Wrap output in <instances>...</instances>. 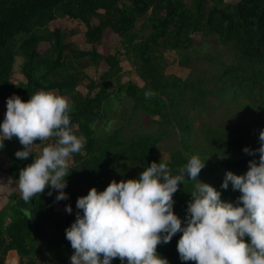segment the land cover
Wrapping results in <instances>:
<instances>
[{
    "label": "trees",
    "instance_id": "obj_1",
    "mask_svg": "<svg viewBox=\"0 0 264 264\" xmlns=\"http://www.w3.org/2000/svg\"><path fill=\"white\" fill-rule=\"evenodd\" d=\"M61 18L85 25L83 39L89 50L76 48L68 33L49 29L51 22ZM109 32L119 38L122 55L143 85L122 81L119 54L98 51ZM193 35L201 37L198 46ZM42 43L47 47L41 50ZM188 50L195 52L203 68L190 70L185 79L165 75L163 52L174 51L179 66L190 69ZM17 57L22 59L25 80L14 83L11 77ZM85 58L89 67L102 69L97 82L80 67ZM41 89L67 97L71 126L85 141L84 149L70 157L66 200L55 199L59 190L48 195V188L30 202L15 193L8 196L0 210V264L9 251L16 252L19 264H45L38 259L41 255L65 264L73 252L65 229L76 219V212L82 211L76 207L77 197L93 186L103 190L113 179L137 177L152 161L159 162L160 143L176 130L177 138L171 137L175 147L167 161L173 174L193 154H199L207 161L197 179L220 190L223 200L235 201L239 190L231 185L220 188L225 171L246 172L253 156L243 148H258L259 133L264 130V0H0V103L6 105V98L14 93L27 101ZM147 90L154 95L145 96ZM121 104L131 110L125 127L107 130L114 121L110 114L117 113L113 105ZM219 108L225 109L234 125L203 122L202 136L196 135V118ZM140 113L158 118L153 121L156 131L142 132L146 127L139 124L134 133L126 135L125 129ZM13 141L19 140L13 137ZM54 142L55 138H49L42 147ZM15 152H7L5 169L0 160V172L11 181L18 180L20 169L34 157L21 160ZM195 186L196 181L186 180L174 193V211L182 218ZM55 202H68L72 213L66 211L62 216ZM25 208L32 217L24 214ZM181 234L159 244L157 251L170 264H196L180 259L177 242ZM112 264H121L120 258H113Z\"/></svg>",
    "mask_w": 264,
    "mask_h": 264
},
{
    "label": "clouds",
    "instance_id": "obj_2",
    "mask_svg": "<svg viewBox=\"0 0 264 264\" xmlns=\"http://www.w3.org/2000/svg\"><path fill=\"white\" fill-rule=\"evenodd\" d=\"M152 95V90L145 92L147 97ZM70 111L67 97L51 90L36 91L27 101L15 93L6 98L0 144L18 138L24 147L15 156L23 160L33 154L37 138L40 143L55 138L20 169L18 187L26 202L46 188L48 195L59 190L57 201L68 198L64 189L70 157L85 144L73 131ZM259 145L243 148L253 156L246 172L225 171L220 188L231 185L239 190L235 201L223 200L220 190L197 179L207 161L199 154H193L176 174L160 159L135 178L113 179L100 191L91 187L77 197L76 207L82 211L76 212V219L65 229L73 249L70 264H112L116 257L121 264H170L157 246L170 242L178 232L182 233L177 242L182 261L264 264V130L259 133ZM186 180L196 181V186L182 218L174 211V193ZM65 210L72 213L71 204ZM23 211L32 217L30 209Z\"/></svg>",
    "mask_w": 264,
    "mask_h": 264
},
{
    "label": "rangeland",
    "instance_id": "obj_3",
    "mask_svg": "<svg viewBox=\"0 0 264 264\" xmlns=\"http://www.w3.org/2000/svg\"><path fill=\"white\" fill-rule=\"evenodd\" d=\"M226 3H229L231 0H225ZM142 20H139L136 23V28L139 29L140 24ZM92 23H96V20L92 21ZM60 29L63 33H68L71 36V41L73 42V45L78 48V49H85L89 50L90 46L86 45L83 39V33L85 32L86 28L85 25L80 23L79 21H74L68 18H61L56 21H53L49 24V29ZM145 33V32H143ZM193 41L196 46L201 41V37L198 35H193ZM212 42V40L210 39ZM47 47L46 43H42L40 45V49H45ZM193 48H198V47H193ZM104 50V52H103ZM108 50L111 54H119V62L121 66V76H122V81L125 83L128 80L131 82L136 83L137 85H143V82L138 79V77L135 74L134 68L132 64L130 63L129 60L125 59V57L122 55L123 50L120 46L119 43V38L114 35L113 33L109 32L104 35V39L100 42V45L98 47V51L105 53ZM185 54L192 55V64L189 66V68H184L180 67L178 64V56L174 51H165L163 52V57L167 62V67L165 70V75H174L177 76L181 79H185L188 76V73L191 72H196L197 70H201L203 68V63L201 60L197 59V55L195 54L194 51L188 50L185 52ZM21 63L22 59L20 57H17L15 59V63L13 66V74L11 77V80L14 83L17 82H23L25 79L21 74ZM87 59L85 60H80V67L84 69V73L90 77L92 80L97 82L99 79L100 75L103 73L102 69L100 68H94V67H89L87 64ZM88 66V67H87ZM197 69V70H196ZM83 95L86 94L85 89L80 90ZM56 92V91H54ZM57 93V92H56ZM95 93V91H94ZM235 109V108H233ZM112 111H115L117 113L115 114H110L111 118L114 120L107 126V130H113V129H118L120 127H125V119L127 118L130 110V107L128 104H121L119 106L113 105ZM6 112V105H3L0 103V121L4 119V114ZM118 112H121L123 115L118 116ZM236 112L233 110L232 114H235ZM158 120L157 117L155 118H148L144 116L143 114H136L134 117L133 122L129 127L125 129L126 135H130L134 133L137 130V126L139 124H142L146 127V129L141 130L142 132H150L153 133L157 129V125L153 121ZM208 123L210 126H219L223 125L224 127L227 126H233V121L231 120L230 117L226 115L225 109L219 108L216 110H213L210 112L209 116H203L201 118L197 117L196 120L194 121V131L195 134L198 136H202L201 133V125L202 123ZM174 133H177V130L175 132H171L169 137H166L159 145L158 150H157V155L161 157L164 161H168L170 159V154L169 152L171 151L172 148L175 147V144L172 142V138L174 140L177 138ZM169 140L171 141L169 143ZM38 144L34 145L33 147V154L30 156H38L40 154V151L42 149V143L43 142H37ZM3 147V148H2ZM24 146L19 142V141H13L12 139H5L4 145L0 144V160L3 161V169L6 168V155L9 150H18L23 148ZM70 163H72L70 159ZM131 172L128 173V175ZM15 193L17 196H21L19 187H18V180L17 181H11L6 173L0 172V209L2 206H5L8 202V196L10 194ZM66 204H69L68 202ZM65 204V205H66ZM65 205H61L59 203H54L55 209L63 216L66 213L65 210ZM10 253V252H9ZM8 253V254H9ZM7 254V256H8ZM6 256V260H7ZM39 260H43V263L45 264H61L58 261L51 260L47 255H41L38 258ZM19 262V261H18ZM65 264H70V261L67 260Z\"/></svg>",
    "mask_w": 264,
    "mask_h": 264
},
{
    "label": "bare ground",
    "instance_id": "obj_4",
    "mask_svg": "<svg viewBox=\"0 0 264 264\" xmlns=\"http://www.w3.org/2000/svg\"><path fill=\"white\" fill-rule=\"evenodd\" d=\"M6 264H19L16 252L12 251L8 254Z\"/></svg>",
    "mask_w": 264,
    "mask_h": 264
},
{
    "label": "crops",
    "instance_id": "obj_5",
    "mask_svg": "<svg viewBox=\"0 0 264 264\" xmlns=\"http://www.w3.org/2000/svg\"><path fill=\"white\" fill-rule=\"evenodd\" d=\"M3 207H4V206H2V208H3ZM2 208H1V209H2ZM1 209H0V210H1ZM9 252H12V251H9ZM9 252H8V253H9ZM14 252H15V251H14ZM8 253H7V254H8ZM16 255H17V254H16ZM6 256H7V255H6ZM18 260H19V259H18ZM18 263H19V262H18ZM4 264H6V259H5Z\"/></svg>",
    "mask_w": 264,
    "mask_h": 264
}]
</instances>
